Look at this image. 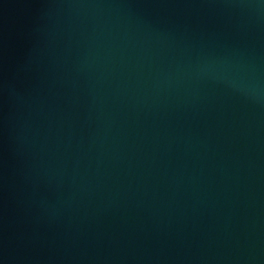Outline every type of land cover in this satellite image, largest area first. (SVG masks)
Wrapping results in <instances>:
<instances>
[{
  "label": "water",
  "instance_id": "95a60500",
  "mask_svg": "<svg viewBox=\"0 0 264 264\" xmlns=\"http://www.w3.org/2000/svg\"><path fill=\"white\" fill-rule=\"evenodd\" d=\"M0 264H264V0H0Z\"/></svg>",
  "mask_w": 264,
  "mask_h": 264
}]
</instances>
